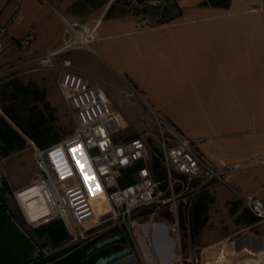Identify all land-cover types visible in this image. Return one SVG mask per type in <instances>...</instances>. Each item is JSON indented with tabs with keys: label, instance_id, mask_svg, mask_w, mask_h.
Instances as JSON below:
<instances>
[{
	"label": "built area",
	"instance_id": "built-area-1",
	"mask_svg": "<svg viewBox=\"0 0 264 264\" xmlns=\"http://www.w3.org/2000/svg\"><path fill=\"white\" fill-rule=\"evenodd\" d=\"M20 16L18 5L6 22L0 20V48L8 24L18 22ZM64 25L68 37L63 44L33 61L45 62L55 52L73 47L92 51L95 25L75 20L64 21ZM31 38L28 33L15 40L27 48ZM57 87L75 126L71 135L45 148L32 144L37 174L29 184L11 191L27 225L37 227L59 218L75 242L87 239L89 228L110 220L109 226L127 233L131 246H123L131 248L136 264H264V248L242 245L227 250L230 236L222 243L186 244L180 222V214L188 217L195 191L216 180L256 216L253 224L264 226V199L243 193L227 179L233 171L264 164V153L237 162L212 163L198 147L200 138H191L175 127L131 86L127 95L136 107L138 129L129 137L116 138L127 122L101 83L79 71L63 69ZM154 159L162 168L161 180L155 179ZM135 165L131 183L121 186L122 170ZM105 197L110 209L97 217L94 202ZM28 204L35 210L33 218ZM154 228L163 241L162 256L152 237Z\"/></svg>",
	"mask_w": 264,
	"mask_h": 264
},
{
	"label": "crops",
	"instance_id": "crops-1",
	"mask_svg": "<svg viewBox=\"0 0 264 264\" xmlns=\"http://www.w3.org/2000/svg\"><path fill=\"white\" fill-rule=\"evenodd\" d=\"M139 1L0 0L2 22L21 7L20 20L8 24L1 48L18 47L22 55L16 65L23 64L63 44L68 37L64 21L95 25L92 51L170 123L200 138L198 147L209 161L237 162L264 153V131L254 128L264 124V22L242 17L187 19L201 11L224 15L230 6L225 0H176L183 10L179 17L141 25L131 12ZM28 33L29 46L21 48L15 39ZM42 90L50 100L47 87ZM262 170L264 164L240 169L227 179L245 194L264 197V184L255 186ZM36 174L37 170L13 186L7 177L0 181L12 191L29 184ZM3 200L0 208L5 210L16 205L12 196Z\"/></svg>",
	"mask_w": 264,
	"mask_h": 264
},
{
	"label": "rangeland",
	"instance_id": "rangeland-1",
	"mask_svg": "<svg viewBox=\"0 0 264 264\" xmlns=\"http://www.w3.org/2000/svg\"><path fill=\"white\" fill-rule=\"evenodd\" d=\"M225 1L230 8L224 10V15H215L216 12L214 11H201L190 13L185 18L235 19L242 17L264 22V0ZM131 10L141 25L158 22L174 11L173 8L167 7L165 0H141L132 6ZM262 37H264V34H262ZM21 53L22 50L18 47L13 50L6 47L0 48V114L19 132L21 130L4 113L3 107L6 106L10 109H13V106L19 107L20 102L18 103V100L11 97V89L15 83H34L39 89H43V86L47 87L50 100H47L44 93V99L48 101V104L45 105L43 100L35 99L31 94L28 96V102L20 105V111H27V108L36 105L35 113L39 115L44 124L50 126V134H57L61 139L72 134L75 120L56 85L58 74L63 69H73L84 73L105 87L110 98L118 105L127 122L126 127L116 133V138L129 137L136 132L138 129L136 107L133 104V98L127 95L129 86L135 88L134 85L126 80L119 79L111 67L94 51L73 47L60 51L55 55H50L45 62L30 60L16 65V61L22 55ZM65 58L70 60L66 62ZM254 128L256 131H264V124L255 125ZM25 138L26 145L24 148L28 149L14 152L8 157L0 159V180L7 177L12 186L37 170L31 153L33 141L26 136ZM253 166L248 167V169ZM156 169L161 175L162 168ZM256 177L257 184L255 186L264 184V170L258 172ZM0 183L2 182L0 181ZM2 193L4 198L12 196L11 191H3ZM202 194L209 199L208 219L200 231L193 234L188 223L190 208L188 217L185 213L182 214L184 218V223H181L182 238L186 244L222 243L230 236L232 241L229 242L227 250L239 248L242 245L254 249L264 248V226L261 224L238 223L236 221L245 208L232 190L222 182L208 181L195 191L191 204L196 197ZM260 198L264 199L261 196ZM10 205L9 210L11 212L2 207L0 208V264H18L25 259L33 258L35 253L41 254L43 250L52 254L60 251L66 245L73 243V245H79L84 240V238L75 242L68 240L58 246H53L45 237L36 235L32 226L23 222L14 202L12 206ZM108 206L106 197L94 202V211L97 217L103 213L102 210L108 212ZM233 206L235 209H232ZM97 220L98 218L93 219L89 223H94ZM110 222V220L104 221L89 228L85 233L86 238L89 239V237L107 232L108 234L104 236L106 237L112 231H117L116 233L123 235V239L117 243L123 245L128 243L131 246V240L127 233L119 227L109 226ZM152 235L154 239L158 238L155 229H153ZM229 257L234 259L232 255Z\"/></svg>",
	"mask_w": 264,
	"mask_h": 264
},
{
	"label": "trees",
	"instance_id": "trees-1",
	"mask_svg": "<svg viewBox=\"0 0 264 264\" xmlns=\"http://www.w3.org/2000/svg\"><path fill=\"white\" fill-rule=\"evenodd\" d=\"M168 8H173L174 11L169 13L165 18L160 19L158 22H163L179 17L183 10L181 6L178 5L176 0H165ZM11 89V97L18 100L19 107L13 106V109L3 107L4 113L15 123V125L21 130L19 132L15 129L1 114H0V154L2 156L11 154L14 151L23 149L26 145V137L34 142L39 148H45L50 144L60 140L59 135L50 134V126L44 124L39 115L35 113L36 105H32L27 108V111H20V105L22 103L28 102V96L33 95L35 99L43 100L45 105L48 101L44 99V91L39 89L34 83L26 84H14ZM16 108L17 110H15ZM153 170L156 180L162 179L161 175L156 168L160 165L156 159L153 160ZM135 166L127 167L122 170L119 177V184L124 186L131 183V172L134 171ZM5 191H11L5 180L0 184V199L3 201V193ZM208 200L206 195L202 194L195 198L190 206L188 223L190 230L193 234H196L204 226L208 219ZM240 201V200H239ZM241 202V201H240ZM4 203V201H3ZM244 211L237 217L236 221L238 223L253 224L257 221L255 215H253L250 210L244 207ZM232 209H235L234 206ZM180 221L184 223L183 215L180 214ZM34 233L38 236H43L52 244L53 246H58L64 242L70 240V236L64 227V224L59 218H54L48 222L42 223L35 227ZM117 231H112L115 234ZM107 232L98 234L91 239H84L78 245L69 244L63 247L60 251L47 255L45 258L40 259L42 264H92L93 260L101 254H105L112 250L121 248L122 243H115L111 246L105 247L95 254H91L88 257L85 256L86 251L89 246L95 243L97 240L102 239Z\"/></svg>",
	"mask_w": 264,
	"mask_h": 264
},
{
	"label": "water",
	"instance_id": "water-1",
	"mask_svg": "<svg viewBox=\"0 0 264 264\" xmlns=\"http://www.w3.org/2000/svg\"><path fill=\"white\" fill-rule=\"evenodd\" d=\"M122 239L123 235L120 233H115L112 235H108L102 239H99L88 247L85 256L87 257L95 251L111 246L121 241ZM92 264H136V261L133 255H131V248L129 246H122L121 248L112 250L105 254L98 255L93 260Z\"/></svg>",
	"mask_w": 264,
	"mask_h": 264
},
{
	"label": "flooded vegetation",
	"instance_id": "flooded-vegetation-1",
	"mask_svg": "<svg viewBox=\"0 0 264 264\" xmlns=\"http://www.w3.org/2000/svg\"><path fill=\"white\" fill-rule=\"evenodd\" d=\"M100 251V250H98ZM98 251H95L93 252L92 254H95L96 252ZM47 255H49V253L45 252L44 250L42 251V253H35V256L33 258H28V259H25L23 261H21L20 263L18 264H42L40 263V259L41 258H45ZM91 255V254H90ZM88 257V256H87Z\"/></svg>",
	"mask_w": 264,
	"mask_h": 264
},
{
	"label": "bare ground",
	"instance_id": "bare-ground-1",
	"mask_svg": "<svg viewBox=\"0 0 264 264\" xmlns=\"http://www.w3.org/2000/svg\"><path fill=\"white\" fill-rule=\"evenodd\" d=\"M27 208H28V211H29V213H30V217H34V215H35V210H34V208H33V205L32 204H28L27 205ZM39 209V208H38ZM38 211V210H37ZM96 214V213H95ZM97 216V215H96ZM155 230H156V228H154ZM157 231V230H156ZM157 236H158V238L157 239H154L155 240V242H156V244L158 245L157 247H158V253L161 255V251H160V249H163V241H162V239H161V236L159 235V233L157 232ZM152 237H153V235H152ZM162 256V255H161Z\"/></svg>",
	"mask_w": 264,
	"mask_h": 264
}]
</instances>
